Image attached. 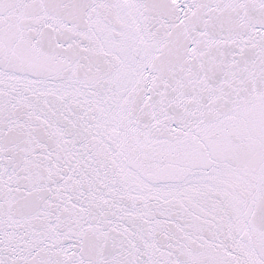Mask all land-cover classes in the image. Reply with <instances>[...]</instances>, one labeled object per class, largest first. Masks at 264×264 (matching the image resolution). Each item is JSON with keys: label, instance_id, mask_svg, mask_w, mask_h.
<instances>
[{"label": "snow or ice", "instance_id": "snow-or-ice-1", "mask_svg": "<svg viewBox=\"0 0 264 264\" xmlns=\"http://www.w3.org/2000/svg\"><path fill=\"white\" fill-rule=\"evenodd\" d=\"M0 264H264V0H0Z\"/></svg>", "mask_w": 264, "mask_h": 264}]
</instances>
